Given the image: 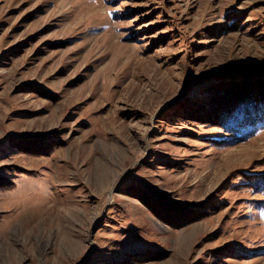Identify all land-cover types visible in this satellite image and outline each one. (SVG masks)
Returning a JSON list of instances; mask_svg holds the SVG:
<instances>
[{
	"label": "rangeland",
	"instance_id": "obj_1",
	"mask_svg": "<svg viewBox=\"0 0 264 264\" xmlns=\"http://www.w3.org/2000/svg\"><path fill=\"white\" fill-rule=\"evenodd\" d=\"M0 264H264V0H0Z\"/></svg>",
	"mask_w": 264,
	"mask_h": 264
},
{
	"label": "trees",
	"instance_id": "obj_2",
	"mask_svg": "<svg viewBox=\"0 0 264 264\" xmlns=\"http://www.w3.org/2000/svg\"><path fill=\"white\" fill-rule=\"evenodd\" d=\"M260 104H262V101H260ZM248 111H250V114H255V115L258 114L257 111H254V109L253 110H248Z\"/></svg>",
	"mask_w": 264,
	"mask_h": 264
},
{
	"label": "bare ground",
	"instance_id": "obj_3",
	"mask_svg": "<svg viewBox=\"0 0 264 264\" xmlns=\"http://www.w3.org/2000/svg\"><path fill=\"white\" fill-rule=\"evenodd\" d=\"M224 82V81H223ZM221 87V86H220ZM231 88V87H230ZM233 88H235V87H233ZM139 259V258H138Z\"/></svg>",
	"mask_w": 264,
	"mask_h": 264
}]
</instances>
